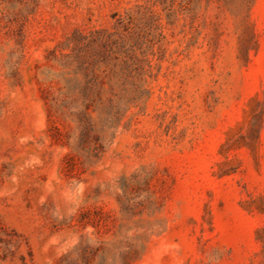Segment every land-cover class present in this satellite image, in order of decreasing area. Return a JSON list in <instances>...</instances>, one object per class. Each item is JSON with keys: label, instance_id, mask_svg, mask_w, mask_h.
<instances>
[{"label": "rangeland", "instance_id": "rangeland-1", "mask_svg": "<svg viewBox=\"0 0 264 264\" xmlns=\"http://www.w3.org/2000/svg\"><path fill=\"white\" fill-rule=\"evenodd\" d=\"M0 264H264V0H0Z\"/></svg>", "mask_w": 264, "mask_h": 264}]
</instances>
